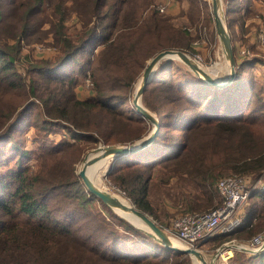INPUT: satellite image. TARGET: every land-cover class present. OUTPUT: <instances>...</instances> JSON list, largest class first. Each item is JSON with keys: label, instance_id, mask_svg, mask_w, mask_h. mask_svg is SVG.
I'll return each instance as SVG.
<instances>
[{"label": "trees", "instance_id": "trees-1", "mask_svg": "<svg viewBox=\"0 0 264 264\" xmlns=\"http://www.w3.org/2000/svg\"><path fill=\"white\" fill-rule=\"evenodd\" d=\"M158 1L0 0V264H191L120 216L121 234L109 232L104 218L86 212L95 201L109 208L77 174L86 151L133 143L153 129L125 110L132 105L121 94L147 60L166 49L195 53L193 36L159 12ZM39 44L55 55H22ZM252 62L237 60V77L224 88L175 60L159 65L143 94L159 133L150 146L118 158L108 174L139 210L156 220L168 204L182 214L205 213L222 205L223 177L264 174V87ZM78 72L94 80L93 96H78ZM55 123L74 141L42 144L38 136L40 145L27 148L32 125L48 132ZM250 198L243 224L222 241L264 232V190ZM83 215L92 218L96 235L82 234ZM232 264H264V252H236Z\"/></svg>", "mask_w": 264, "mask_h": 264}, {"label": "rangeland", "instance_id": "rangeland-1", "mask_svg": "<svg viewBox=\"0 0 264 264\" xmlns=\"http://www.w3.org/2000/svg\"><path fill=\"white\" fill-rule=\"evenodd\" d=\"M171 1H173V0H171ZM174 1L181 2V8H182L181 9L180 5H178V10H177L176 14L171 15L172 13L170 14V12H168L169 11V5H170L169 0H159L157 3L156 9L158 7V4L159 5L160 4H166L168 6L166 11L164 13H161V14H165V15L168 14V15L174 17L175 27L181 31L188 32L194 38V41L192 42V50H194L195 53H191V52H188V53L192 57H194V59H195V56H199L202 58V56H201L202 53H200L201 52L200 48H199L200 52L199 51L197 52V50L194 49V47L198 48L199 46L203 45L205 47L204 48L205 50H207V48H208L210 53H212V56H211L212 59H208V61H206V62H204L205 60H203V65L199 62L198 63L200 65H202V67L204 69L212 71L214 73V75H216L218 77H222L223 75H225V72H226V69H225L226 68L225 67L226 58H225L222 43H221L219 36L217 35V32H216V27H215V23H214V19H213V14H212V0H174ZM248 1L250 2V6H251V3L254 2V3L259 4L261 7L258 6L257 7L258 9H257L253 6L254 9L251 10L249 7H246V6L243 7V5H241V2L239 0H236V1L235 0H223V5H224L225 11H227L226 9H227L228 5L232 8V11L230 12V14H228L226 12V20H227V25L229 28L230 35L232 36V34H233V37H234L236 29L240 30V32H241L242 27H240V24L243 20L251 18V19H258L259 22H261V24L264 23V0H248ZM183 4H185L184 5L185 8H183ZM236 6H238V7H236ZM233 7L236 9L233 10ZM193 8H194V10H193ZM190 14H192L191 16L193 17V20L190 19V17H189ZM235 25H237V26L234 27ZM263 29H264V26L262 28L258 27L257 32H259L260 30H263ZM235 39H237V38H235ZM233 42L234 41H232V43ZM233 46L235 48V55L238 59L240 56H239V53L236 51L235 43H233ZM217 49H219V54H216ZM245 49L249 50V48H245ZM27 50H29V51H27ZM27 50L23 51V53H22L23 56H25V54H30L31 56H33L35 58L36 57H38V58H51L55 55V52L53 51V49L51 50V48H49L45 45H42V44L34 45L30 49H27ZM166 50H168V49H166ZM162 51H164V50H162ZM183 51H186V50H183ZM159 53H157V54H159ZM156 55H153L150 59L147 60L146 66L148 65V62ZM242 59H243V61H245L246 59L247 60L253 59V56L246 57V58L242 57ZM175 61H176V63L180 64L181 66L186 67V65L182 61H180V60H175ZM205 63H207V64H205ZM19 64L22 66L24 65V63H19ZM84 67H85V64H84ZM173 73H176V71H174ZM77 74L80 77V79H79L80 82H79V85L76 89L78 96L81 99H86L90 96H93V94H94L93 89H94L95 85H94V80L91 78L90 74H88L87 76H84V77L81 76V73H79V72ZM142 74H143V72L140 74V76L137 78V80L134 82V84L132 85V87L130 89L127 88V89L121 91V94H123V95L127 94L130 98V102H131L132 107H130L129 105L124 106L125 110H127V111H131V110L133 111L134 110L135 112H137L136 109L133 107V99H134V95L136 93L137 87L140 84ZM263 99H264V93H263ZM142 101H143V98H142ZM261 108H264V105H261ZM32 110H35V109H32ZM37 122H38L37 120L31 119V123L35 124ZM55 124L56 125L51 126V128L48 132H45L43 130L37 131L36 127L32 125L30 127V129H28L29 131L25 134V140H26L25 145L27 146V148L32 150L33 148H37V146L40 145L39 143L34 142L36 140L34 138H37L38 136L40 139H38V138L37 139L41 140L42 144H44L42 141L45 138H47L48 141H50V142L51 141H54V142L61 141V140H64L65 137H67V139L71 142L74 141V138H72V134L67 129H65L64 127H61L62 125H58V123H55ZM39 125H41V123H39ZM66 133L68 135H65ZM99 145H101V144H99ZM102 145H105V144H102ZM97 147H95L94 149H96ZM94 149H90V150L86 151L84 157L86 156L87 153H89L90 151H92ZM84 157H83V160H84ZM83 160H82V162H83ZM82 162H80L77 165V171L79 170L80 166L82 165ZM103 169H101V171H99L96 174V176H94L97 184L100 187H102L103 189L108 190L113 195L121 197L126 203L130 202L131 204H134V202L126 196V193L123 190H121L120 188H118L112 182V180H110L109 175L103 176V174H102ZM229 176H233V175H229ZM229 176H226V177H229ZM223 178H225V177H223ZM254 178L255 177H252L253 183H257L261 179L264 180V174L261 177H259L258 179H254ZM99 179L100 180L102 179V180L100 181ZM83 194H84V192H83ZM253 203H254V200H252L250 198L248 204L246 205V208L243 211L244 215L246 214V212L248 213V211L252 207ZM259 205L264 206V200H261L259 202ZM86 210H87L86 212L89 214H92L94 216L96 214H99L98 216H101L102 218H104L108 222L107 223L108 228H106V229L111 233L114 232V233H118V234L120 233L121 234L122 228H118V226H117V225L120 226L119 222L121 219L119 218V215L124 217L127 221H131L135 225H141V223L135 217H133L131 215H126L128 217H125L119 213H118L119 214L118 215L113 210H109L106 207H104L103 205L99 204L98 201H95L91 206L87 207ZM194 213H202V212H194ZM158 214H159L158 220L154 219L152 216H150V217L160 227H162V229H164L166 232L171 227L173 221L176 218H178L179 216L183 215L180 208L173 207L171 204H168V207L160 206V208L158 210ZM185 214H187V213H185ZM53 215H55L56 218H62V214H58V213L54 212ZM75 216H76L75 213H71V217H75ZM78 220H79L78 226H80V227L82 226L81 229H83V231H82L83 235H87V234L96 235L97 234V233L93 232L92 228H91V226L95 227L93 225L92 218H87L86 215H83L81 217H78ZM99 230L102 231V229H100V228H99ZM259 234H257V235H259ZM261 234H264V232H261ZM223 235H226V234H218V235L212 237L211 239L203 241L202 243H200L199 247L197 248L201 251V253H203V255L205 256V258L207 259L208 262H212L214 260L215 261L214 264H232V260L234 258L235 253L236 252H243L244 253V251L231 247V250L233 252V256L231 257V259L229 261H225V260H223V258L220 255L221 253H223V251H225V250H223L222 247L224 245H226V243H228V242H234L233 245H240L241 246L243 243H248L252 238L257 236V235H255L254 237L246 240L245 242H241V240L238 238L232 239L231 241L230 240L229 241H222L221 239H223L222 238ZM173 243H174V245H177V247H180V246H178V244L176 242L173 241ZM180 248H182V247H180ZM217 254H219L218 257H216ZM189 259L191 261V264H194V262L190 256H189ZM195 260H196V258H195ZM196 263L201 264L198 260H196Z\"/></svg>", "mask_w": 264, "mask_h": 264}, {"label": "water", "instance_id": "water-1", "mask_svg": "<svg viewBox=\"0 0 264 264\" xmlns=\"http://www.w3.org/2000/svg\"><path fill=\"white\" fill-rule=\"evenodd\" d=\"M212 14L216 32L222 43L226 58L225 75H223L222 77H218L214 75L212 71L204 69L202 65H200L194 59V57H192L186 51L178 49H168L160 52L148 62V65L146 66L141 76L142 84L137 87L133 99V107L136 109L137 113L140 114L149 124L153 126L151 132L133 143L124 145H99L96 149L86 154L82 165L77 171L78 176L83 181L87 190L93 196L99 198L109 209L113 210L117 214L119 210L126 212L130 211L133 216L139 220L141 225H135L131 221H127L124 217L120 216L119 214L118 215L122 219L133 225L137 230L145 233L165 248L190 256L194 264H197L195 258L201 264H214L215 261L213 260L212 262H208L199 249L180 248L172 245L168 239V234L166 233V231L162 229V227H160L149 215L139 210L136 205L131 204L130 202H128L129 205L124 204L118 197H116V195H113L108 190L100 187L92 176L91 171L96 164L102 161H109L108 168L103 174V176H108L112 165H114L115 161L118 158L141 151L150 146L156 139L160 129L158 116L144 106L142 98L146 86L152 81L159 65L163 61H182L195 76L209 85L224 88L233 83V81L237 77L238 65L232 38L227 25L226 11L224 10L223 0H212ZM233 243L234 242L230 244L233 248L242 250L246 253H256L255 251L243 246L233 245ZM228 247L229 245H224L222 248L223 250H225ZM218 255L219 254H217L216 257H218Z\"/></svg>", "mask_w": 264, "mask_h": 264}, {"label": "built area", "instance_id": "built-area-1", "mask_svg": "<svg viewBox=\"0 0 264 264\" xmlns=\"http://www.w3.org/2000/svg\"><path fill=\"white\" fill-rule=\"evenodd\" d=\"M167 7L166 4H158L157 10L164 13ZM257 42L264 46V29L257 33ZM239 56L246 58L252 56V54L244 48L240 50ZM195 60L201 63L199 56H195ZM217 187L223 200L221 206L206 213L183 214L173 221L166 233L184 246L197 249L200 243L218 234L234 232L244 222L243 211L252 192L256 189L264 190V180L261 179L257 183H253L251 177L233 175L222 178ZM230 244L232 242L226 243L229 247L223 251L224 254L231 249ZM241 246L255 251L254 254L264 252V234L255 236L248 243H243ZM220 255L225 261H229L233 256L227 254L223 257L222 253Z\"/></svg>", "mask_w": 264, "mask_h": 264}, {"label": "crops", "instance_id": "crops-1", "mask_svg": "<svg viewBox=\"0 0 264 264\" xmlns=\"http://www.w3.org/2000/svg\"><path fill=\"white\" fill-rule=\"evenodd\" d=\"M239 1L241 2V5H243V7L244 6L249 7L251 10H253L254 7L257 8L258 6H260L259 4L254 3V2H252L250 6V2L248 0H239ZM169 3L170 5H169L168 12H170V14L172 13L171 15L176 14L178 10V5H180V8H181V2L169 0ZM184 5L185 4H183V8H185ZM262 24L261 22H259L258 19L248 18L244 20L243 27L242 25H240V27H242L241 32L240 30L236 29L232 41H234L233 43H235L236 51L238 53L242 48L243 49L249 48V51L251 52L253 56V59H248L250 61H253L252 64L250 65L251 71L255 73V79L258 82H260L264 87V46L260 45L257 42V33H258L257 28L258 27L262 28L264 26V23ZM236 26L237 25H235L234 27ZM199 48L201 52L199 51ZM204 48L205 47L203 45L199 46L198 48L194 47V49H196L197 52L199 51L200 53H202L201 56L203 59L200 57V62L202 65H203V60H205L204 62H206L208 61V59H212L211 57L212 53H210L208 48L207 50H205ZM216 54H219V49L216 50ZM237 60H239L240 62L243 61L242 57H239Z\"/></svg>", "mask_w": 264, "mask_h": 264}, {"label": "bare ground", "instance_id": "bare-ground-1", "mask_svg": "<svg viewBox=\"0 0 264 264\" xmlns=\"http://www.w3.org/2000/svg\"><path fill=\"white\" fill-rule=\"evenodd\" d=\"M142 84V81L140 80V84H139V86ZM108 165H109V161H102V162H100V163H98V164H96L95 166H94V168L92 169V171H91V174H92V176L94 177V176H96V174L99 172V171H101V169H103L102 171H103V173L102 174H104L105 172H106V170H107V168H108ZM102 176V175H101ZM101 178V177H100ZM95 179V178H94ZM100 180V179H99ZM102 180V179H101ZM100 180V181H101ZM116 197H118V196H116ZM124 204H126V205H129L128 203H126L121 197H118ZM118 213L119 214H121V215H123V216H125V217H128V216H126V215H131V216H133V214L129 211V212H126V211H121V210H119L118 211ZM134 217V216H133ZM137 219V218H136ZM138 220V219H137ZM139 221V220H138ZM168 239H169V241L171 242V244L172 245H174V243H173V241L174 242H176L177 244H178V246H180V247H182V248H188V247H186V246H184L183 244H181L179 241H177L176 239H174L172 236H168ZM173 240V241H172ZM174 246H177V245H174ZM221 253V252H220ZM229 255V256H232L233 255V252H232V250L231 249H229V252L228 253H226V254H224V253H222V256L223 257H225L226 255ZM197 260V259H196Z\"/></svg>", "mask_w": 264, "mask_h": 264}]
</instances>
